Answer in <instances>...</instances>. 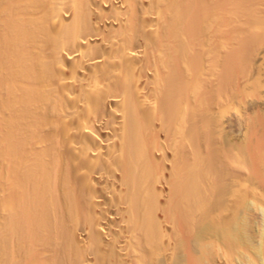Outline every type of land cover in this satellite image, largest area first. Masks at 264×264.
I'll return each instance as SVG.
<instances>
[{
	"label": "bare ground",
	"instance_id": "1",
	"mask_svg": "<svg viewBox=\"0 0 264 264\" xmlns=\"http://www.w3.org/2000/svg\"><path fill=\"white\" fill-rule=\"evenodd\" d=\"M0 264H264V0H0Z\"/></svg>",
	"mask_w": 264,
	"mask_h": 264
}]
</instances>
